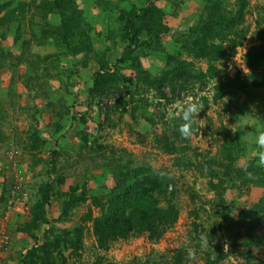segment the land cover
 Returning <instances> with one entry per match:
<instances>
[{"label": "rangeland", "instance_id": "obj_1", "mask_svg": "<svg viewBox=\"0 0 264 264\" xmlns=\"http://www.w3.org/2000/svg\"><path fill=\"white\" fill-rule=\"evenodd\" d=\"M100 1L106 7H98L97 0H74L92 27L95 49L105 54L108 72L124 77L120 84L123 103L115 90L102 100L89 98L97 64L91 61L83 69L77 63L81 57L67 54L60 35L44 33L46 26L67 21L59 10L63 1L52 3L56 13L49 16L47 25L36 11L47 0H0L3 8L21 2L26 9L15 22L0 24V264H172L175 250H182L185 264H206L211 247L219 249L222 244L226 257L220 264H246L241 236L228 237L221 225L225 219L246 220L264 210V188L239 182L233 188L227 180L235 174L230 170L259 166L254 159L260 151L255 134L264 132V85L244 86L243 81L244 75L260 71L252 72L245 59L254 46L264 45V0H245V7L241 0H224L233 14L243 11L238 30L245 37L237 40L241 43L235 53L230 42L235 36L220 40L228 53L212 63L220 77L209 82L192 80L184 91L173 89L167 78L159 85L144 83L129 68L131 59L124 62L129 48L135 49L126 35L131 13L151 0ZM201 2L156 3L166 15L163 50L151 44L140 59L153 78L165 77L168 65L179 62L189 64L196 73L208 72L209 60L187 45L190 30L203 14ZM219 85H226L225 96H218ZM187 103H198L201 109L195 132L177 143L186 148L184 154H165L158 138L165 129L177 130ZM136 104L140 107L134 111ZM34 131L46 141L41 149L33 148ZM237 145L241 149L238 158ZM121 163L171 175L179 190V216L160 238L148 232L132 233L128 239L100 247L92 223H83V217L89 207L94 216L102 212L94 206L93 197H104L115 187L121 177L113 176L108 167ZM72 188L77 189L76 195L86 193V200L68 221L61 222ZM42 203L49 224L37 229L32 214ZM165 206L160 200L159 207ZM82 227V247L77 251L68 243V235ZM195 227L200 239L192 234ZM213 228L216 236L210 245L205 238ZM254 233L258 243L252 247L253 259L248 264H264V219ZM56 240L60 244L53 246L50 241ZM45 243H50L49 251L41 253ZM31 251L37 256L28 259Z\"/></svg>", "mask_w": 264, "mask_h": 264}, {"label": "trees", "instance_id": "obj_2", "mask_svg": "<svg viewBox=\"0 0 264 264\" xmlns=\"http://www.w3.org/2000/svg\"><path fill=\"white\" fill-rule=\"evenodd\" d=\"M46 6H39L36 8L38 11L37 16L45 22L47 25L48 18L51 14L56 13L52 10V3L55 0H47ZM64 5L63 9H59L64 13V17L67 16V21L61 22L57 27L46 26L45 34L55 35L61 38L62 43L66 46V52L73 58L81 57L77 62L83 69H88L90 62L97 64L98 71L94 76L93 87L89 91V98L102 100L103 96H107L112 91H118L122 95L120 84L124 80V77L118 73H109L108 62L106 61L105 54L98 52L94 47V41L91 36L92 27L88 23L84 12L74 2V0H61ZM172 2L176 0H151L148 6L142 7L140 10L133 11L131 13V19L128 21L126 31L127 36H131L134 41L135 49L132 47L128 50V55L125 63H128L131 59L129 68L134 70L140 81L151 84L156 82V85L162 83L165 80L170 86L176 90L179 88L184 91L187 88V84L192 80L201 79L209 82L211 79H217L220 74L216 72L213 62L221 61L228 53L225 47H223L219 41L228 40L230 35L235 36L236 39L230 41L232 43V52L235 53L236 47L240 45V41L245 37V32L239 31V26L243 23L244 13L229 11L226 8L224 0H202L203 14L199 18L197 25L190 30L189 37L191 40L187 42L189 48H192L200 57H205L210 62V68L206 73H196L191 66L184 62L168 65L167 74L165 77L153 78L151 74H148L141 63V57L147 55L145 47L151 44H156V49L162 51L161 39L167 32V27L163 24L165 18L164 11L159 8L157 2ZM242 5H247L245 0H241ZM113 4H109L108 6ZM21 2H18L15 6L7 5L4 8L0 5V24L3 22L13 23L18 19V13L25 12ZM98 7H106L102 4V1L97 0ZM46 8V9H45ZM28 10V8H27ZM241 11V10H240ZM7 18V19H5ZM264 30V29H263ZM264 34V31H262ZM60 35V36H59ZM188 37V36H187ZM58 38L57 40L59 41ZM149 48V47H148ZM246 66L252 70H260L257 73H251L248 76L244 75V86H263L264 85V45L254 46L247 54L245 59ZM105 73H101L104 72ZM239 81V77H237ZM226 85L217 86L218 96H225ZM138 88V87H137ZM141 88L137 91L140 92ZM137 92V93H138ZM134 93V94H137ZM124 102V97L120 100V103ZM147 104L143 100H138L137 103ZM119 103V104H120ZM118 104V107H119ZM140 105L136 104L132 110H137ZM150 122L154 123L150 117L146 116ZM177 120H174V122ZM85 122V119L84 121ZM178 122V121H177ZM180 123V122H178ZM56 126L59 124L57 123ZM178 126V124H177ZM58 131V130H57ZM181 135L177 130L168 129L164 130L163 135L158 138L159 148H161L165 154L182 155L185 153L186 148L177 145L180 143ZM184 139V138H183ZM31 141L33 142V148L41 149L46 145V141L40 136L38 131H34L31 134ZM186 141V139L182 140ZM237 158L241 155V149L237 145ZM235 155V154H234ZM257 160V155L254 158ZM254 160V161H255ZM233 161V159H232ZM180 164V161H178ZM260 166V167H259ZM258 167H252L250 164L239 169L230 170L234 172L233 177L228 175V183L237 188L240 185L247 183H254L260 188H264V165ZM205 167V166H204ZM206 166L205 168H207ZM109 170L113 173V176H120L118 183L115 187L104 197H93V204L98 207L102 212L98 216H94L91 207L88 208V212L83 217V223H92L94 236L97 239V243L100 247H107L108 244L117 241L118 239H128L132 233H144L148 232L152 237L160 238L168 230H170L177 222L179 216V209L177 207L179 190L176 180L169 174L155 173L153 169L148 167L133 168L131 164L121 163L115 166L109 165ZM233 168V167H231ZM53 188V185H51ZM216 188V187H213ZM53 190V189H52ZM72 194L70 198L65 200L62 214L60 217L61 222L68 221L72 216V213L78 208L83 201L86 200V193L83 195H76V188H72ZM160 200L166 202L164 208L159 207ZM49 202V199H45ZM45 203H42V207L38 210L35 208L33 211L32 225L37 229L40 225L49 224V219L46 215ZM225 218V217H224ZM228 221L224 220L221 225L227 230L228 237L237 233L241 236L240 245L244 249L242 258L245 259L246 264L252 260V247L258 243V238L255 235V229L261 224L264 219V210L254 213L246 218V220ZM219 227V224H217ZM222 227V229H223ZM84 228H77L72 232H69L68 243L74 247L77 251L82 247V233ZM67 233V232H66ZM200 239L198 234V227L192 230V234ZM205 239L207 243L212 245L213 238L216 236V229H212ZM203 241V240H202ZM53 246L59 245L56 241H50ZM49 244L45 243L40 247V252L49 251ZM32 251L29 253L28 259H30ZM37 255H32L31 259ZM226 255L224 254V245L222 244L219 249H213L207 253L206 264H220L224 260ZM172 258V264H185V255L182 250H175ZM168 264V263H167ZM232 264V263H230Z\"/></svg>", "mask_w": 264, "mask_h": 264}, {"label": "clouds", "instance_id": "obj_3", "mask_svg": "<svg viewBox=\"0 0 264 264\" xmlns=\"http://www.w3.org/2000/svg\"><path fill=\"white\" fill-rule=\"evenodd\" d=\"M191 99V98H189ZM201 112L198 103H187L181 113L182 123L178 126V131L182 138L190 139L195 128L193 127L197 119V115ZM256 146L260 150L257 153V160L259 165H264V132H257Z\"/></svg>", "mask_w": 264, "mask_h": 264}]
</instances>
